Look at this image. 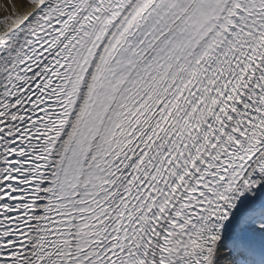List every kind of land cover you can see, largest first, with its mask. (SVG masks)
<instances>
[{"label": "snow or ice", "instance_id": "snow-or-ice-1", "mask_svg": "<svg viewBox=\"0 0 264 264\" xmlns=\"http://www.w3.org/2000/svg\"><path fill=\"white\" fill-rule=\"evenodd\" d=\"M0 264H264V0H0Z\"/></svg>", "mask_w": 264, "mask_h": 264}]
</instances>
